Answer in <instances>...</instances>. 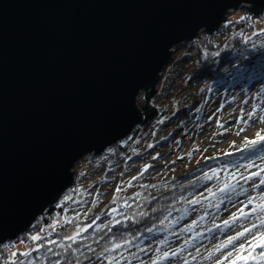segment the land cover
Instances as JSON below:
<instances>
[{"label":"water","instance_id":"obj_1","mask_svg":"<svg viewBox=\"0 0 264 264\" xmlns=\"http://www.w3.org/2000/svg\"><path fill=\"white\" fill-rule=\"evenodd\" d=\"M264 0H0V245L140 123L177 44Z\"/></svg>","mask_w":264,"mask_h":264},{"label":"trees","instance_id":"obj_2","mask_svg":"<svg viewBox=\"0 0 264 264\" xmlns=\"http://www.w3.org/2000/svg\"><path fill=\"white\" fill-rule=\"evenodd\" d=\"M243 15V18L230 22L228 20L222 24L215 34L198 33L189 43H179L178 46L194 49V56H191L189 50H182L165 67L155 86L141 93V98L139 97L136 102L144 117L140 126L133 128L129 135L111 145L99 154L100 156L97 155L98 158L95 157V161L106 164L116 156L127 155L131 150L129 144L136 141L138 137L141 138L142 130L153 127L164 117L173 116L175 119V127L169 134L171 137L176 127L183 124L178 122L179 115L183 116V113L187 114V117L192 113L197 117L203 115L205 109L203 96L223 79L231 78V76L245 75L247 77L256 73L264 75V27L259 24L262 29L254 31V23L257 22L255 17L250 14ZM231 28L235 29L236 35L227 34ZM225 31L227 35L218 36ZM187 60H191L189 63L193 66L192 72L183 71L184 66L180 62ZM185 73L186 78H184ZM181 80H185L183 92L170 96L169 92L175 82L179 83ZM161 86H165L162 90L165 94L160 98ZM239 149L245 150L238 151ZM228 150L211 154L195 162L179 176L155 178L151 174L163 162L149 164L147 170L144 169L135 179L136 183L131 186L133 190L129 194L116 189L108 198H91L86 207L68 216L65 206L71 203L70 199L79 190L77 184H72L56 200V203L49 206L32 223L25 233L15 238L18 239L16 244L13 239L6 245H0V264H21V262L23 264H56L57 261L59 264H109V261L113 264L148 236L167 229L169 221L174 223L188 215L190 209L199 205H190L189 200L200 196L203 203L206 200L204 197L207 199L212 197L207 189L212 188L215 192L231 176V174H224L221 165L251 152V149L247 150L246 147L229 152ZM226 153H232V155H225ZM84 158L94 159L93 155H85L76 163H80ZM213 168L217 169L219 179L215 177L211 180L203 179L204 173L208 172L210 175V170ZM77 170L79 171L78 167ZM169 213H171L170 216ZM165 216L169 218L161 224ZM58 224L61 225L57 227V230H50L53 225ZM90 224L92 226L89 228ZM80 228L88 230L77 238L76 243L65 239ZM148 228H151L152 232H148ZM33 235L40 236V239L33 241L31 239ZM117 243L121 245L119 249L105 251ZM13 252L16 253L15 256L12 255ZM21 253H28V255L24 256Z\"/></svg>","mask_w":264,"mask_h":264},{"label":"rangeland","instance_id":"obj_3","mask_svg":"<svg viewBox=\"0 0 264 264\" xmlns=\"http://www.w3.org/2000/svg\"><path fill=\"white\" fill-rule=\"evenodd\" d=\"M262 13L264 14V12ZM240 17H244L242 11L230 12L227 15L226 22ZM254 24V31L257 32L262 29L259 23L255 22ZM201 32L199 33L204 34ZM225 33L226 31L218 36L224 37L229 33L236 35L234 28H231L227 34ZM189 42L182 43L187 44ZM177 46L178 44L171 48L174 49V52L170 63L182 50H189L191 56H194V49ZM189 62L191 60L180 62L184 66L183 71L192 72L193 66ZM184 78H186V73ZM184 83L185 80H181L179 83L176 81L169 92L170 96L182 93ZM164 89L165 86H161L159 90L161 92L160 98L161 95L165 94L162 91ZM139 97L141 98V96ZM203 101L205 106L203 115L198 117L194 113L188 117L185 113L182 114L183 116L179 115L178 122L183 124L176 127L171 137L169 134L172 128L175 127V119L173 116L171 118L164 117L156 122L153 127L142 130L143 132L140 133L141 138L138 137L136 141L129 144L131 150L128 151L127 155L116 156L106 164L95 161L100 155L93 156V160L84 158L80 163H76L72 168L74 171L73 184H77L79 190L70 199L72 200L71 203L66 204V214L72 216L86 207L91 198H108L118 188L122 193L129 194L133 190L131 186L136 183L133 177L137 179L144 169L149 164H154V162H163L162 166H157L158 168L152 172L151 175L155 178L179 176L187 168L192 167L195 162L211 154L246 147L245 141L255 140L257 132L264 136V121L261 120V117H264V75L256 73L247 77L245 75L227 77L217 83L216 86H213L203 96ZM250 112L253 113L251 120L248 119V113ZM259 155H264V145H258L239 159L228 162V164H222V169H220L223 170L224 174H232L233 172L236 174L235 179L231 181V183L237 185L234 192L217 194V197H210L208 202L204 201L190 209L188 215L175 221L167 229L155 232L152 236L150 235L140 242L138 246L129 249L127 253L118 259L119 264H151L152 260L157 259L162 252H170L176 249L181 250L176 257L169 260H158V264H184L185 259H187L188 264H214L215 261L221 259V252L216 250L215 243H218L222 237L228 236L230 230L237 228L236 223L244 224L245 222L252 226V220H255L262 213L264 214V212L252 211L248 219L242 218L227 228L223 224V221L228 219H226V214L229 209L239 211L240 208H244L243 204L247 203L248 196L254 190L263 188H252L253 183H259V178L249 181L243 179V176H249L252 172L259 171L258 168L253 167L247 170L239 168L238 171L236 169L239 164H246L250 159H255L256 164L264 168V161L259 158ZM261 176H264V173H261ZM217 203L219 207H213ZM201 217H203V220H201ZM193 220L197 223L193 226L192 231L182 232L181 229L192 224ZM60 225L55 226L54 230H57ZM211 232L217 233L208 235ZM237 232L235 231L233 234ZM14 241V244H16L18 239H14ZM161 241L166 242L161 244ZM7 243L8 241L4 244ZM262 251H264V248H260V253ZM256 252H259V250ZM248 253H252L251 247L248 249ZM239 255L241 254L239 253ZM259 260L261 261L259 264H264V256ZM116 261L113 264H116ZM238 264H242V262H238Z\"/></svg>","mask_w":264,"mask_h":264},{"label":"snow or ice","instance_id":"obj_4","mask_svg":"<svg viewBox=\"0 0 264 264\" xmlns=\"http://www.w3.org/2000/svg\"><path fill=\"white\" fill-rule=\"evenodd\" d=\"M252 118H253V113L252 112L248 113V119L251 120ZM261 120L264 121V117H261ZM241 131H243V129H241ZM245 145H246V149L247 150L256 148L258 145H264V136H262L259 132H257L256 133V139L255 140H247V141H245ZM150 147H151V145H150ZM244 150L245 149H239L238 151H244ZM225 155H229L230 156V155H232V153H226ZM259 158L262 161H264V155H259ZM253 167L258 168L259 171L252 172L249 176H243V179L245 181H249V180H253L254 178H259V183H253L252 184V188L253 189H258V188L261 187V185H264V176H261V173H264V168H262V167H260V165L256 164L255 159L248 160V163H246V164H239V166L236 167V169H237V171L239 170V168H245L247 170V169H251ZM145 170H147V169H145ZM225 171H226V169H225ZM210 172H211L210 175H209L208 172H205L204 176H203V179L211 180L214 177L219 179L217 169L213 168V169L210 170ZM235 175H236L235 172H233L231 174V176L229 177V179L226 180L223 183V186L218 187L215 192L213 191L212 188H208L207 189L208 194L215 198V197H217V193H219V194H227V193H230V192H234L236 190L237 185L231 183V180L235 179ZM133 179H136V177H133ZM117 191H120V189L118 188ZM137 195H139V194H137ZM181 199H184V198L181 197ZM204 199H207V197H204ZM254 199L259 200L260 203L257 204L253 208V212H264V194H260V195H258L256 197L249 196L248 200H247V205H252ZM188 203L190 205L200 204L201 203V197L200 196H196L193 199L189 200ZM247 205H245V207ZM216 207H219V204H217ZM113 211H116V210L113 209ZM153 211H156V209H153ZM239 212H240V217H238L235 213H233L232 216L230 217V219H227V220L223 221V224H224V226L226 228L230 227L232 224H234L241 217L243 219H248L249 213H246L244 211V208H240ZM170 215H171V213H169V216ZM168 218H169L168 216H165L163 218V220H161V224H163L165 220H168ZM201 220H203V217H201ZM172 223H173L172 221H169L168 227H170ZM196 223H197V221L193 220L192 224L188 225L186 228H182L181 231L182 232L183 231L191 232L193 226ZM91 226H92L91 224L88 225L89 228ZM260 226H264V217H260ZM52 227H53V230H54L55 229V225H53ZM217 227H219V225H217ZM256 227H257L256 224L252 225V228H256ZM87 230H88L87 228H80L76 232H74L72 235L66 236L65 239L69 240V241H72L73 243H76L77 242V238L79 236H81L82 233L86 232ZM147 231L148 232H152V229L148 228ZM209 231H211V229H209ZM250 232H251V228H244L243 231H238L236 233V235L229 236L227 238V240L223 241L220 245H216L215 247H216L217 251H221L222 249H227L229 247V245H233V251H228L224 255L223 259H218L217 260V264H224L225 260H228L229 264H238V262L241 261V260L244 261V264H247L248 257H244V256L239 255V250H243L244 249L245 244L243 242V238L245 237L246 233H250ZM31 239L33 241H37V240L40 239V236L33 235V236H31ZM253 240H258L259 241V243H257L255 245V247L264 248V234H257L256 236L253 237ZM237 241H241L240 244H239V249L238 250L236 249V242ZM165 242L166 241H161L160 243L163 244ZM50 243H55V241H50ZM125 243H128V241H125ZM249 243H251V242H249ZM68 247H71V245H68ZM120 247H121V245L119 243H117V244H114L112 246V248L106 249L105 251H116ZM141 251H143V249H141ZM179 251H181V250L180 249H176V250H171L170 252L169 251H164V252L161 253V255L157 259H153L151 264H158V260H169L171 258H174V257L177 256ZM197 251H199V249H197ZM234 251L237 252L236 259L235 260H230L229 258L233 256ZM12 255L15 256L16 253L13 252ZM21 255L27 256L28 253H21ZM260 255L264 256V251H262L260 253ZM113 259H115V257H113ZM21 264H23V262H21ZM56 264H59V261H57ZM109 264H112V262L109 261ZM116 264H119L118 260L116 261ZM184 264H188L187 259L184 260Z\"/></svg>","mask_w":264,"mask_h":264},{"label":"bare ground","instance_id":"obj_5","mask_svg":"<svg viewBox=\"0 0 264 264\" xmlns=\"http://www.w3.org/2000/svg\"><path fill=\"white\" fill-rule=\"evenodd\" d=\"M173 52H174V49H173ZM139 96H140V95L137 96V99H138ZM143 119H144V117L142 116V119H141L140 123H137V125H135L134 128H135L136 126H140V124L142 123ZM113 145H114V144H113ZM261 187H263V188L260 189V190H254V191L252 192V194H250L249 196H251V197H256V196H258V195H260V194H264V185H261ZM217 194H219V193H217ZM249 196H248V197H249ZM244 199H246V198H244ZM209 200H210V199H206L205 201L208 202ZM247 200H248V198H247ZM259 203H260L259 200L254 199L252 205H247V203H246V204H243L244 209L246 208V209H245V212L251 214V212L253 211V208H254L257 204H259ZM217 204H218V203H217ZM217 204H215L213 207H216ZM245 205H247V207H245ZM227 211H228V210H227ZM238 212H239L238 210L234 211L232 208L229 209V211H228L227 214H226V219H227V218L230 219V217L232 216L233 213H235V214L237 213L236 215H237L238 217H240V213H238ZM260 217H264V214L262 213L260 216L256 217L255 220H252L253 222H252L251 225L256 224V225H257L256 228H252V226L248 225V224L245 223V222H244V224H238V223H236V225H238V227H237V228H234V229H232V230H230L229 233H228V236L222 237L221 240H219L218 243H215V246H216V245H220L223 241H226L227 238H228L229 236H234V235H236V234H233V233H235V231H243L244 228H251V232H250V233H246V234H245V237L243 238V242H244V244H245V247H244L243 250H239V253L241 254V256L248 257L247 264H259V263L261 262V261L259 260V258H261V257H263V256L260 255V248L258 249V247H255V245L257 244L258 240H253V237L256 236L257 234H264V226H260ZM37 218H38V217H37ZM37 218H36V219H37ZM240 219H242V217H241ZM240 219H238L237 221H239ZM243 221H244V220H243ZM245 221H246V220H245ZM254 221H255V222H254ZM219 230H220V228H219ZM216 233H217V232H211V233H209L208 235H214V234H216ZM204 237H205V235H204ZM240 242H241V241H237V242H236V249H237V250L239 249V244H240ZM249 242H251V243H249ZM229 247H232V248H229ZM229 247H228L227 249H222V250L220 251V252H221V254H220L221 259H223L224 255H225L228 251H233V245H229ZM250 247H251V249H252V253H248V249H249ZM257 250H259V252H256ZM236 253H237V252L234 251L233 256L230 257L229 259H230V260H235V259H236V256H237V255H235ZM239 262H242V264H244V261H242V260L239 261ZM214 264H217V262L215 261ZM224 264H229V261H228V260H225V261H224Z\"/></svg>","mask_w":264,"mask_h":264},{"label":"built area","instance_id":"obj_6","mask_svg":"<svg viewBox=\"0 0 264 264\" xmlns=\"http://www.w3.org/2000/svg\"><path fill=\"white\" fill-rule=\"evenodd\" d=\"M257 19L262 24V26H264V17L260 15Z\"/></svg>","mask_w":264,"mask_h":264}]
</instances>
